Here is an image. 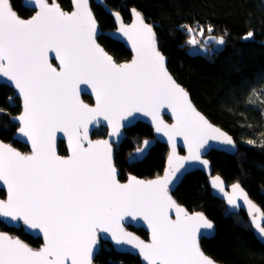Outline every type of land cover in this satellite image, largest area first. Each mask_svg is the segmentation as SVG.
Returning <instances> with one entry per match:
<instances>
[{
    "label": "snow or ice",
    "instance_id": "6c2138e0",
    "mask_svg": "<svg viewBox=\"0 0 264 264\" xmlns=\"http://www.w3.org/2000/svg\"><path fill=\"white\" fill-rule=\"evenodd\" d=\"M36 3V15L21 20L8 0H0V74L14 82L23 97L20 131L32 140L34 152L25 156L0 145V181L8 187L7 201L0 200V216L23 219L40 229L45 245L36 251L0 233V264H92L98 230L111 232L118 244H134L148 264H214L196 240L197 231L212 224L201 214L188 215L172 201L166 189L168 176L120 184L109 142L89 140L84 148L80 129H85L87 139V124L103 116L115 135L125 117L143 112L157 122V132L170 138L183 135L190 159L198 158L207 135L222 136L229 144L231 139L192 107L187 93L169 75L152 28L142 20L139 30L120 28L132 41L136 56L131 63L118 65L96 43V20L86 0H77V10L71 14L45 0ZM252 36L248 32L246 38ZM50 50L59 59V71L48 60ZM81 83L92 85L96 107L79 100ZM165 105L176 116L171 128L158 120V110ZM57 129L69 135L72 155L67 159L53 149ZM244 200L248 202L246 194ZM171 207L176 208L175 221L166 213ZM126 215L148 221L151 244L123 231L118 221ZM256 227L264 233V227Z\"/></svg>",
    "mask_w": 264,
    "mask_h": 264
},
{
    "label": "trees",
    "instance_id": "16d2710c",
    "mask_svg": "<svg viewBox=\"0 0 264 264\" xmlns=\"http://www.w3.org/2000/svg\"><path fill=\"white\" fill-rule=\"evenodd\" d=\"M8 1L23 18L34 13L22 0ZM57 1L63 9L71 8V0ZM106 4L126 21L131 20L130 11L136 8L153 25L169 71L189 92L197 108L230 133L237 144L234 154L215 149L206 155L211 174H219L226 182H239L264 214V0H106ZM91 7L100 29L115 27L112 16L101 5L92 1ZM189 29L203 30L201 42L211 35L217 40L222 37L223 43L214 48L217 40L209 46L202 42L207 51L193 52L189 49ZM248 32L253 36L246 38ZM97 39L117 62L130 59L131 51L121 42L104 34ZM210 47L213 49L209 51ZM82 97L92 102L89 96ZM20 111V100L13 89L0 84V139L27 151L26 145L14 139L18 125L10 119ZM106 130L99 127L92 137L105 136ZM124 132V139L114 148L119 178L125 179L130 173L144 178L161 174L168 152L165 144L157 141L144 157L137 159L135 155L143 140L152 138V127L138 121ZM58 152L67 153L64 141L59 142ZM207 178L195 169L185 174L173 191L176 201L187 210L201 211L213 222L214 234L200 240L204 253L219 263L264 264V245L255 239L251 226L237 220V214L211 194ZM0 196H4L3 190ZM0 230L17 235L33 247L42 243L21 226L9 228L0 221ZM134 231L142 238L148 237L143 228ZM94 264L141 262L139 256L121 254L102 242Z\"/></svg>",
    "mask_w": 264,
    "mask_h": 264
},
{
    "label": "water",
    "instance_id": "95a60500",
    "mask_svg": "<svg viewBox=\"0 0 264 264\" xmlns=\"http://www.w3.org/2000/svg\"><path fill=\"white\" fill-rule=\"evenodd\" d=\"M94 2L95 4L101 5L103 9H105L106 12L112 16V19L114 20L115 27L112 28V30H102L99 27L98 21L95 18L94 11L92 10L91 7V2ZM23 5L32 9L33 14L30 15L29 17H21L16 11L12 8V10L16 13L17 17L20 18L21 20H30L33 18L36 13L39 11V6L36 3V0H22ZM46 3L49 4V6H58L61 11H63L66 14H71L77 10V0H71V8L68 10H65L61 7L59 1L57 0H45ZM87 2V7L92 13V16L96 20V43L104 49V51L112 57L113 61L116 64H125V63H131L134 57L136 56V52L132 46V41L128 39L127 36L123 34V32L120 31L121 27H126V28H132L133 26H136L137 30H139L140 27V21L142 20L144 24L149 25L152 28V32L154 33L155 37V45L157 50L161 53V55L164 57L165 61V67L173 78V80L187 93L188 100L191 103L192 107L198 112L207 122L210 124L213 128L219 129L221 133H224L226 137L230 138L232 143L229 144L224 137H217L213 138L211 135H207L203 139L202 146L197 150L198 158H193L190 159V152H189V143L185 141V138L183 135H175L172 136L171 138L168 135H165L163 131L157 132L156 131V126L157 122L153 120L152 116L146 115L143 112H136L133 113L131 116L125 117L120 123H121V128L118 134L113 135L112 134V127L108 123L107 120L103 118V116H97L94 117L88 124H87V130H86V135L87 139H84L85 136V129L81 128L80 129V143L83 145L84 148L88 147V141H92L93 144H95L97 141H108L109 144L111 145V163L113 167L116 170V179L120 184H128L133 178L139 181H143L145 183L149 181H156L163 179L166 175L168 176V183L166 185L167 193L168 196L171 197L172 201L175 202L177 206L182 208L188 215H196V214H201L203 217L212 224V228H204L201 227L197 233H196V240L199 245V248L201 252L204 254L205 257L209 258L211 261L214 262V264H225V263H219L215 261L209 254L207 255L204 253L200 240L202 238L208 239L214 234V224L213 222L208 219L205 214L201 211H189L184 207L182 204H180L178 201H176L175 197L173 196V191L175 187L180 184L183 176L187 173H190L194 171L195 169H198L202 171L204 174L207 175V183L209 188L211 189V194L218 199H221L224 204L226 209H228L231 212L234 213H239V211H243L246 215V219H248L249 225L251 226V230H253V234L256 240L259 241L261 245H264V233H261L259 228L256 227V224H259L261 227H264V214L262 211V208L257 205V203L248 195L247 190L239 183V182H226L219 174H211V167L210 162L208 160V157L206 156L211 150H219L222 152H226L229 154H234V152L237 149V144H235V141L233 137L231 136L230 133H228L225 129L221 128L218 124L212 123L207 115L203 112H201L197 106L195 105L194 102L191 100V96L189 92L184 88V86L180 83L177 82V80L174 78L173 74L169 69L167 68V62L168 60L166 59V56L162 53V51L159 49V41L156 37V32L152 24H150L145 18H143L141 12L137 10L136 8H132L130 11V19L126 21L123 17H121L120 13L118 11H115L113 9H110L108 5L106 4V0H86ZM114 14H118V17ZM104 34L106 36H109L111 39L113 38L116 41L121 42L122 44L125 45V47L131 51L132 55L130 59L124 60L123 62H117L112 56L110 52H108L103 45L98 42V37ZM217 38L215 36H205L203 39V43L206 46H209L213 42H215ZM48 60L52 64L53 67H56L57 70L59 71V59L56 57V53L54 50H50L47 53ZM0 84L8 85L11 89L14 91V95L20 100V112L17 115H13L10 117L11 121H14L17 123L18 127L15 131L14 134V139L18 143H23L24 145L27 146V151H22L12 143L5 142L0 139V145H4L6 148H11L16 152H19L21 155L25 156H30L33 155V145H32V140L29 139L27 135H25L23 132L20 130L24 128V122L19 119V117L23 116L24 114V106H23V97L19 93V90L15 87L14 82L10 81L7 77H4L2 74H0ZM83 95H87L91 98L92 102L89 103L87 102ZM78 98L79 100L85 104L88 105L89 107H96V94L92 88L91 84H85L81 83L78 85ZM158 120L163 121V124L168 125L169 128L171 126L176 124V116L173 113L172 108L168 107L167 105L161 107L158 110L157 113ZM138 121H141L145 123L148 126H151L153 129V136L152 138L145 139L141 143V145L138 147V149H141V151H135V155L137 159L144 157L150 150V147L154 145L157 141L160 143L165 144V146L168 148V152L166 155V161L165 165L163 167V170L161 174L152 176L151 178H144V177H138L135 174L130 173L125 179H120L119 178V173L120 171L116 168L115 166V160H114V152H115V147L122 142V140L125 137V129L127 127L135 125L138 123ZM103 127L106 128V135L102 137H92L93 132L95 129ZM60 141H64L67 153L61 155L58 152V145ZM144 141H148V144L145 146ZM53 149L55 151V154L61 158L67 159L72 155V147L69 142V135L67 132L57 129L54 133V138H53ZM235 185H239L238 188H234ZM0 190L4 191V196H0V200L7 201L8 199V187L6 184H4L3 181H0ZM246 194L247 196V203L244 200V195ZM229 198L232 199L233 203H229ZM238 205V206H237ZM166 213L172 221H175L177 218V213H176V208L171 207L166 209ZM0 221L3 222L6 226L9 228L18 227L21 226L25 232L32 236L33 238H39L42 240V243L40 246H31L26 240H22L20 237H18L15 234H11L8 231L5 230H0V233H3L4 235L11 237L14 240H19L23 244L27 245L29 248L33 250H40L41 248L44 247L45 245V239L43 232L40 229H33L29 225L25 224L23 219L19 220H14L12 218L8 217H2L0 216ZM118 223L120 226L123 228V231L126 233H130L131 235L137 237L139 240L143 241L145 244H151L152 243V229L149 227L148 221L143 218V216L140 215H126L122 217ZM132 229H131V228ZM144 229L146 233L148 234L147 238H142L140 235H138L134 229ZM102 242H108L110 246H112L117 252L119 253H129L131 255H137L139 256L141 264H148V261L144 259L143 255L140 253V250L135 247L134 244H128V243H117L115 240L112 239V233L111 232H100L99 230L97 231V243L93 246V252H92V264H94V256L95 254L99 251L100 249V244ZM70 264V261L68 262Z\"/></svg>",
    "mask_w": 264,
    "mask_h": 264
},
{
    "label": "rangeland",
    "instance_id": "374dc122",
    "mask_svg": "<svg viewBox=\"0 0 264 264\" xmlns=\"http://www.w3.org/2000/svg\"><path fill=\"white\" fill-rule=\"evenodd\" d=\"M193 39H195V41H196V43L195 44H193V43H191V41L193 40ZM221 40H223L222 39V37H220L217 41H216V43L215 44H213L214 45V48H216V47H219V46H221ZM189 41H190V48L189 49H191L193 52H206L207 51V49L204 47V46H202L201 44H203L202 42H201V31H198V32H196V31H191V33H190V35H189ZM213 48H209V51L210 50H212ZM139 141L136 143V145L137 146H139ZM235 214H237V220H240L243 224H245L247 227H250V225H249V222H248V219H246L245 218V213H244V215L243 214H240V212L239 213H235ZM244 216V217H243Z\"/></svg>",
    "mask_w": 264,
    "mask_h": 264
}]
</instances>
